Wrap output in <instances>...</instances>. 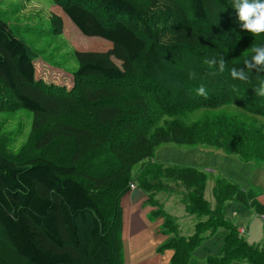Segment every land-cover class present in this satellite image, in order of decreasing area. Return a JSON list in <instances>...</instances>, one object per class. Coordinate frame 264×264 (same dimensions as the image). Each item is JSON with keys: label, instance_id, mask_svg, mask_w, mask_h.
I'll use <instances>...</instances> for the list:
<instances>
[{"label": "trees", "instance_id": "1", "mask_svg": "<svg viewBox=\"0 0 264 264\" xmlns=\"http://www.w3.org/2000/svg\"><path fill=\"white\" fill-rule=\"evenodd\" d=\"M54 1L82 35L111 48L75 51V87L66 89L37 78L29 45L0 18V113L21 108L34 117L15 154L7 152L13 135L3 136L0 124V241L14 262L125 264L122 200L135 185L150 206L168 193L187 216L210 217L186 239L178 237L175 219L153 211L167 237L158 251H173L171 264H191L195 249L220 230L227 231L222 253L205 264H264V247L249 244L225 216L230 205L264 215L257 189L154 163L161 147L178 146L264 164V97L254 91L264 71L250 70L248 82L230 75L254 46H246L251 34L242 31L230 43L233 36L221 25L222 11L238 23L233 0ZM52 19L53 32L62 33L63 18ZM261 37L257 45H264ZM201 39L222 48L225 56L217 58L225 59L224 72L204 63L213 56L199 47ZM171 62L197 69L177 73ZM198 70L207 79H196ZM201 85L204 96L197 95ZM210 185L215 208L206 198Z\"/></svg>", "mask_w": 264, "mask_h": 264}, {"label": "rangeland", "instance_id": "2", "mask_svg": "<svg viewBox=\"0 0 264 264\" xmlns=\"http://www.w3.org/2000/svg\"><path fill=\"white\" fill-rule=\"evenodd\" d=\"M54 14L64 20L65 25L62 33L53 32L51 22ZM228 14L222 11L220 18L222 27L233 36V39L229 40L230 43L238 36V33L240 34V31L243 34H250L241 29L239 20L238 23L233 22L230 18L231 15ZM0 18L11 27L21 40L29 45L35 58L37 78L56 86H63L66 89L75 87L74 72L78 68L74 56L75 51L105 52L111 48L106 40L82 35L72 22L64 16L54 0H0ZM263 35L256 37L251 35L246 46L250 48L251 45H257L262 40L261 36ZM166 40L168 41V37ZM199 47L206 54L215 57L225 56L220 46L218 47V45L204 39L199 42ZM170 64V69L177 73H184L187 72V68H194L177 62ZM198 73L202 76H198L196 79L203 80V77L207 79L200 70ZM33 118L32 113L21 108L0 113L2 135H13L11 136L13 140L10 143L11 147L7 150L8 153L15 154L21 151V147L26 144L31 134ZM154 163L196 168L206 171L211 179L218 176L226 177L241 185L244 190L257 189L264 201V164L255 166L257 163L255 161L251 164H245L238 157L205 147L186 148L178 146L161 147L155 155ZM140 166L141 164L135 166V174L139 172ZM135 188L137 189V186ZM206 198L215 208L216 202L212 195L211 185L206 191ZM163 208L174 218L179 219L177 235L180 238L190 239L197 236L198 226L210 220L208 216L184 220L186 217L185 209L177 195H174L166 206L163 205ZM122 215L124 232L125 230L128 232L130 215L128 216L126 213L125 217L124 211ZM225 216L234 223L237 229L248 232L245 237L249 244L260 248L264 247V221L258 217V212L255 209L242 205H230L225 210ZM226 235V230H220L215 235L205 239L193 252L191 264H205L210 256L219 257L223 250ZM6 247L8 246L0 241V256L5 259L4 262L6 264H21L14 262V257L10 251H7Z\"/></svg>", "mask_w": 264, "mask_h": 264}, {"label": "crops", "instance_id": "3", "mask_svg": "<svg viewBox=\"0 0 264 264\" xmlns=\"http://www.w3.org/2000/svg\"><path fill=\"white\" fill-rule=\"evenodd\" d=\"M173 196L168 193L159 194L154 201V206L148 204V198L138 188L132 189L124 197L122 208L125 217L126 213L128 216L130 215L128 232L126 230L124 232L125 264H171L174 252L170 250L158 251V248L167 240V237L161 232L163 220L151 217L157 208L164 210L163 205L166 206ZM167 214L178 222L179 219ZM187 219H194V217L186 215L184 220Z\"/></svg>", "mask_w": 264, "mask_h": 264}, {"label": "clouds", "instance_id": "4", "mask_svg": "<svg viewBox=\"0 0 264 264\" xmlns=\"http://www.w3.org/2000/svg\"><path fill=\"white\" fill-rule=\"evenodd\" d=\"M233 8L237 13L242 30L247 31L253 37L264 34V0H233ZM251 53V57L244 60L243 67H233L230 70L232 79L248 82L250 70L264 71V45H254L251 48ZM204 63L210 68L218 67L220 72L226 70V61L222 56L219 58L205 57ZM190 76L195 78V73H190ZM254 91L256 95L264 97V81H261ZM197 95H206L203 85L197 89Z\"/></svg>", "mask_w": 264, "mask_h": 264}, {"label": "built area", "instance_id": "5", "mask_svg": "<svg viewBox=\"0 0 264 264\" xmlns=\"http://www.w3.org/2000/svg\"><path fill=\"white\" fill-rule=\"evenodd\" d=\"M134 187H135L134 185L131 186L132 189H134ZM261 219L264 221V215L261 216ZM244 233H245L244 230H241V231H240V234L243 235Z\"/></svg>", "mask_w": 264, "mask_h": 264}]
</instances>
